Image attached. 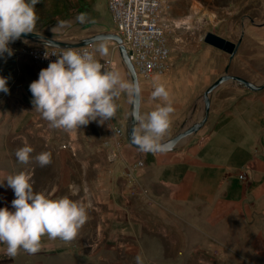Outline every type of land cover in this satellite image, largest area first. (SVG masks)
I'll use <instances>...</instances> for the list:
<instances>
[{
	"label": "crops",
	"instance_id": "crops-1",
	"mask_svg": "<svg viewBox=\"0 0 264 264\" xmlns=\"http://www.w3.org/2000/svg\"><path fill=\"white\" fill-rule=\"evenodd\" d=\"M221 1L220 4V0H191V4L201 10L206 8L210 20L221 26L225 34L243 28L242 31L254 37L255 44L258 37V49H262V40L257 36L264 31L262 0ZM188 17L189 20L184 18L183 21H191ZM178 47L180 51H186L187 56L178 60V49L171 46L169 69L175 73L176 89L169 96L181 105H196L208 74L211 50L185 41ZM17 65V78L25 77V69L26 77L30 79H23L17 89L12 87L7 93L0 92V182L10 174L27 170L32 173L34 191L44 192L53 198L60 197L54 182L46 186L40 184V171L35 159L39 143L22 139V129L32 131L33 126L37 128L39 119L29 90L30 82L36 79L33 68L24 67L21 60ZM159 77L156 75L154 78ZM118 101L124 111L119 117L124 126L113 117L112 120L126 129L127 104H122L120 98ZM158 103L161 101L154 98L144 100L141 91L140 115L145 114L147 108L148 112L151 111ZM3 113L8 115L6 123ZM182 119L181 125L172 134L162 137V141L183 129L185 122V127L197 123L201 116L199 112L187 111ZM5 128L11 133H4ZM17 129L19 136L16 138ZM25 142L32 146L33 152L29 154L28 163L22 164L18 162L15 151ZM64 151H60L59 174L62 179L69 178L72 173L67 150ZM122 154L127 162L142 159L144 164L137 169L136 181L127 177L124 165H116L111 170L114 173L110 178L109 197L104 198L99 192L94 194L92 204L104 212L102 219H105V225H101L93 242L84 241V246L79 244L80 258H94L95 264H103L107 259L114 260L112 264H120L119 259L138 255L175 258V264H199L203 256L212 261L223 257L240 264H247V261L262 263L263 89L244 91L222 87L216 91L207 119L175 147L164 151H143L124 142ZM242 169L248 173L246 179L238 176ZM13 198V190L5 181L0 186V206L11 208ZM87 199L84 195L77 200L86 204ZM60 242L70 243L58 237L49 238L47 234L41 237L42 247L54 248ZM5 248L6 245L0 243V264H5ZM67 250V255H70L71 248ZM15 256L22 257L23 254Z\"/></svg>",
	"mask_w": 264,
	"mask_h": 264
},
{
	"label": "rangeland",
	"instance_id": "rangeland-1",
	"mask_svg": "<svg viewBox=\"0 0 264 264\" xmlns=\"http://www.w3.org/2000/svg\"><path fill=\"white\" fill-rule=\"evenodd\" d=\"M220 0V4H221ZM264 8V0H262ZM196 5V4H195ZM198 5V4H197ZM200 7V6H199ZM38 20L33 29L38 32L53 38L76 41L88 36H93L102 32H113L114 24L111 18L110 10L107 5V0H40L36 5ZM206 8L199 9L193 7L191 0H172V7L167 15L166 34L170 46L178 49L179 43L185 41L187 43H198L205 46L209 51V62L207 66L208 74L204 82L197 104L181 105L175 98L168 97V100L173 104L174 112L170 114V126L162 137L172 134L182 123L183 114L187 111L199 112L201 118L204 116V97L203 92L214 83L219 77L224 76V81L219 84L210 96V106L216 98V91L222 87H233L234 89H242L244 91H254L230 77V75H241L247 78L253 84L264 83V31L259 38L262 40V49H258L255 39L252 35L240 31L235 33L225 34L221 26H217L210 20ZM85 12L87 18L84 23L77 21V14ZM191 21L184 22L183 20ZM185 18V19H184ZM65 21L63 25L59 21ZM220 20H223L222 18ZM249 20V19H248ZM262 21L264 23V12ZM210 33H215L235 44L233 51H229V46L226 43L222 45L208 42L206 39ZM36 40H25L18 38L10 42V47L21 43H33ZM105 44L108 52L101 55L96 49L100 44ZM95 51L96 58H110L115 63L114 69H119L125 79L131 81L130 74L127 67L122 61L120 53L117 48V42L113 39L101 40L91 43ZM178 60L186 58V51L178 49ZM24 63V67L33 68V74L37 78L38 68L36 63L29 57H18L14 52L11 56L5 53L3 58H0V75L7 76L8 89L14 87L17 89L21 81L28 80L27 72L23 71V76L17 78L18 61ZM171 60L169 61V64ZM173 68V67H172ZM192 68V66H191ZM26 73V74H25ZM22 75V74H21ZM156 83H163L167 88L169 95H172L176 89L175 73L168 69L160 75L159 79L152 78L146 82L140 81L142 97L148 100L151 97V91ZM264 90V87L261 88ZM260 89V90H261ZM175 93V92H174ZM132 93L121 92L116 98L118 108L113 118L122 126L124 123L119 120L123 116V109L120 101L127 104V114L125 123H128L129 108ZM157 101H164L161 98H154ZM148 112V108L146 112ZM3 121L7 122V113L1 114ZM1 117V118H2ZM37 128L33 126V130L22 129V139H28L29 142L39 143V152L48 151L51 154L50 163L41 166L38 163V171H40V184L46 186L47 183L54 182L58 186L60 196L70 195L71 199L77 200L82 196L87 195L86 211L87 219L85 223L78 230L77 235L70 240V243H56L54 248L40 247L38 251L29 253L23 249H19L17 253H22V257L7 256L4 258L5 264H95L94 258H80L78 256L79 244L84 246V241L90 243L96 238V235L102 225H105L103 220L104 212L92 204L94 194L100 193L102 197H109L110 178L114 173L113 168L107 159V148L103 145L106 138L105 123L97 124L95 121H90L87 125H81L72 130H65L64 128L50 127L49 122L45 120L38 112ZM203 124V123H202ZM201 124V125H202ZM6 127V124H5ZM37 129V131H36ZM4 133L10 134V130ZM24 134L26 137H24ZM19 136L18 129L15 130V137ZM124 142L131 144L127 137ZM132 145V144H131ZM67 150V157L69 167L71 168V175L68 178L62 179L60 177L61 157L60 151ZM64 151V152H65ZM81 196V197H80ZM102 209H105L103 207ZM70 247V255H67V248ZM22 252H19V251ZM150 253V252H149ZM136 257H127L119 259L120 264H137ZM168 260V262H165ZM112 259H107L103 264H112ZM175 258H154V257H140V264H175ZM240 264L238 261L228 258H216L213 261L203 256L199 260V264ZM264 264V258L261 259ZM247 264H252L250 261Z\"/></svg>",
	"mask_w": 264,
	"mask_h": 264
},
{
	"label": "clouds",
	"instance_id": "clouds-1",
	"mask_svg": "<svg viewBox=\"0 0 264 264\" xmlns=\"http://www.w3.org/2000/svg\"><path fill=\"white\" fill-rule=\"evenodd\" d=\"M40 0H0V58L13 54L10 42L22 34L33 33L38 20L36 5ZM87 13L77 14V21L84 23ZM58 23H66L61 20ZM101 55L108 52L105 44L96 49ZM45 57L49 54L44 53ZM56 58L49 60L39 70L37 78L30 82L31 103L34 110L49 122L50 127L72 130L90 121L103 124L111 119L118 108L116 98L121 92H140L138 81L125 79L119 69L106 67L93 51L68 47ZM8 77L0 75V92H8ZM152 98H161L151 111L135 115L136 124L131 131V141L143 151H164L168 144L162 136L170 126L173 104L163 83H156ZM33 148L27 142L15 151L18 162L27 164ZM41 165L50 163L51 154L40 152L35 157ZM31 171L21 170L8 175L7 186L13 190L11 208L0 206V243L6 245L9 256L19 249L34 253L41 247V237L72 240L87 219L83 202L64 195L53 198L44 192L33 190ZM140 264L139 255L136 257Z\"/></svg>",
	"mask_w": 264,
	"mask_h": 264
},
{
	"label": "built area",
	"instance_id": "built-area-1",
	"mask_svg": "<svg viewBox=\"0 0 264 264\" xmlns=\"http://www.w3.org/2000/svg\"><path fill=\"white\" fill-rule=\"evenodd\" d=\"M107 5L115 27L114 31L122 37L139 81H147L156 75H162L168 69L172 54L166 34L167 15L172 7V0H107ZM68 47L95 53L91 44L61 47L21 43L13 45L12 49L18 57L31 58L39 71L48 65L49 60L56 58L52 53L59 54ZM45 51L49 54L47 57L44 55ZM99 60L106 67L115 68L112 59ZM104 123L107 134L103 145L107 148L110 165L112 167L124 165L127 177L136 181L137 169L144 162L138 159L131 163L123 157L122 147L126 138V129L116 124L112 118ZM247 175L245 169L238 174L241 179H246Z\"/></svg>",
	"mask_w": 264,
	"mask_h": 264
},
{
	"label": "water",
	"instance_id": "water-1",
	"mask_svg": "<svg viewBox=\"0 0 264 264\" xmlns=\"http://www.w3.org/2000/svg\"><path fill=\"white\" fill-rule=\"evenodd\" d=\"M22 39L25 40H36V42H33L31 44H41V45H48V46H61V47H67V46H79V45H85V44H91L96 41H101V40H107V39H113L117 42V48L120 53V56L122 58L123 63L128 69V72L130 74L131 81H139L136 69L134 67V64L132 60L130 59L129 53L127 51L126 46L124 45L122 41V37L116 33L115 31L113 32H102V33H97L93 36H88L76 41H68V40H62V39H57L53 38L38 32L33 33H28V34H22L21 37ZM208 42L214 43V44H220L226 43L229 48V51H233L235 48V44L231 42L230 40H227L215 33H210L206 39ZM231 78L242 82L244 85H246L248 88L252 90H258L264 87V83L262 84H253L251 83L247 78L241 76V75H230ZM225 77L221 76L219 77L214 83H212L204 92H203V97H204V116L201 118L200 121L197 123H194L193 125L186 126V122L183 125V129L175 133L173 136L163 140V143L168 144L167 149H171L175 147L179 141H181L185 136L190 134L191 132L197 130L200 125L207 119L209 111H210V96L214 89L221 84L224 81ZM140 105H141V85H140V92L139 94L132 93L131 97V102H130V108H129V119L128 123L126 126V137L127 140L134 146L138 147L131 141V131L132 127L134 124H136L135 120V115L140 114ZM185 127V128H184ZM139 148V147H138Z\"/></svg>",
	"mask_w": 264,
	"mask_h": 264
},
{
	"label": "bare ground",
	"instance_id": "bare-ground-1",
	"mask_svg": "<svg viewBox=\"0 0 264 264\" xmlns=\"http://www.w3.org/2000/svg\"><path fill=\"white\" fill-rule=\"evenodd\" d=\"M113 61V60H112ZM114 62V61H113ZM115 63V62H114Z\"/></svg>",
	"mask_w": 264,
	"mask_h": 264
}]
</instances>
